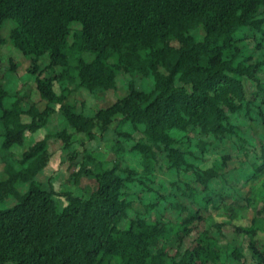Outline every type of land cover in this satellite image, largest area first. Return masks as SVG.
<instances>
[{"label":"trees","instance_id":"obj_1","mask_svg":"<svg viewBox=\"0 0 264 264\" xmlns=\"http://www.w3.org/2000/svg\"><path fill=\"white\" fill-rule=\"evenodd\" d=\"M6 20L46 104L6 106L0 32V264H264L250 227L222 257L204 214L264 176V0H0ZM118 83L105 108L65 102ZM58 141L94 186L36 178ZM103 141L114 160L92 153Z\"/></svg>","mask_w":264,"mask_h":264},{"label":"rangeland","instance_id":"obj_2","mask_svg":"<svg viewBox=\"0 0 264 264\" xmlns=\"http://www.w3.org/2000/svg\"><path fill=\"white\" fill-rule=\"evenodd\" d=\"M13 22L11 20H6L0 27V32L2 37L6 41L5 51L2 58V84L6 87L9 96L6 98V103L13 102L14 100L20 98V104L25 107L30 103H35L39 109L45 107L46 101L41 99L35 88V73L28 72V67L30 65L27 58H25L19 50L11 47L8 41L9 29L12 27ZM11 57L17 64L18 67L13 73L7 72L4 64L7 63L8 58ZM85 60H90V54H84ZM48 63L47 56L41 57L39 64L44 67ZM44 74H50L49 70H45ZM127 93L126 89L121 85L117 84V88L109 91H97L94 94H86L82 91H75L70 93L65 102L68 104H76L85 110L88 106L91 109L105 108L112 104L116 99L121 98ZM6 104V106L8 105ZM58 115L53 113L48 122L47 127L60 130L61 123L58 120ZM2 131V126L0 123V132ZM264 130L255 128L254 133L258 134ZM41 135L45 134V131L40 132ZM79 139L80 141L86 142V137L83 135L74 136L72 140ZM27 145V142L25 143ZM95 145V144H93ZM81 149L84 153L90 151L91 148ZM92 148H95L92 146ZM80 149V150H81ZM25 149L19 147L16 156H19L20 152ZM51 154L48 157L49 163L40 172L36 178L47 186H51L55 189L68 188L70 191H79L81 187H92L94 186V181L81 177L78 175H71L73 170L76 168L67 169L68 162L63 160L61 156V142H55L46 148V154ZM97 159L112 161L115 155L110 151V142H101L98 151L94 150L92 152ZM6 177L3 170V163L0 158V180ZM246 192V200L233 205L232 200L227 199L228 205H222L215 209L211 213L204 212L206 215L205 228L207 230H221V236L216 241V246L219 249L220 255L223 257L225 255V250L227 247L232 245L234 242L242 241V232L235 231V227L246 228L250 227L251 230L255 232V238L260 244L264 246V176L259 180L247 184L244 189ZM174 220V218H172Z\"/></svg>","mask_w":264,"mask_h":264}]
</instances>
